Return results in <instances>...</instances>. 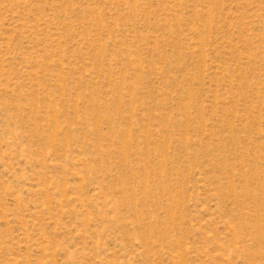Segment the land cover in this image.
<instances>
[{"label":"rangeland","instance_id":"obj_1","mask_svg":"<svg viewBox=\"0 0 264 264\" xmlns=\"http://www.w3.org/2000/svg\"><path fill=\"white\" fill-rule=\"evenodd\" d=\"M0 264H264V0H0Z\"/></svg>","mask_w":264,"mask_h":264}]
</instances>
